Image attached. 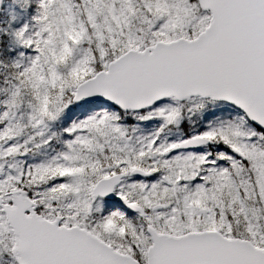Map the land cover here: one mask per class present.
I'll use <instances>...</instances> for the list:
<instances>
[{
  "label": "snow or ice",
  "instance_id": "snow-or-ice-1",
  "mask_svg": "<svg viewBox=\"0 0 264 264\" xmlns=\"http://www.w3.org/2000/svg\"><path fill=\"white\" fill-rule=\"evenodd\" d=\"M0 264H264V0H0Z\"/></svg>",
  "mask_w": 264,
  "mask_h": 264
}]
</instances>
